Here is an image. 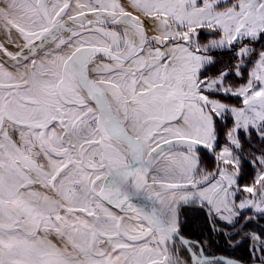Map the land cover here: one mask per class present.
<instances>
[{
  "label": "snow or ice",
  "instance_id": "1",
  "mask_svg": "<svg viewBox=\"0 0 264 264\" xmlns=\"http://www.w3.org/2000/svg\"><path fill=\"white\" fill-rule=\"evenodd\" d=\"M0 33V264H240L180 236L197 202L264 264V0H0Z\"/></svg>",
  "mask_w": 264,
  "mask_h": 264
},
{
  "label": "rangeland",
  "instance_id": "2",
  "mask_svg": "<svg viewBox=\"0 0 264 264\" xmlns=\"http://www.w3.org/2000/svg\"><path fill=\"white\" fill-rule=\"evenodd\" d=\"M110 27H112V26H110ZM202 39H203V36H202ZM92 75L94 77L98 78V76L103 75V73L102 72L99 74L92 73ZM230 102L233 104L238 103V101L235 100L234 98H231ZM85 111H86V109H85ZM91 117H92V114L84 115L83 113H80V118L82 121H84V123H79V121L77 123L83 129V133H82L83 137H89L91 135V130L96 127V125H95V123ZM230 121H231V118L229 117V120H228L229 126H230ZM96 138L98 139L99 137L97 136ZM81 142L83 143V140ZM93 147H95V146L88 145L87 143H83V148L89 150L87 153L88 156L91 155V149ZM254 147H256V145ZM209 156L211 157V159L209 158ZM209 156L206 153L203 154V158L204 159L207 158V160L210 162V163L208 162L209 163L208 165L210 167L209 171H213L215 169V161H214V158L210 154H209ZM97 159H98V157H97ZM205 171H208V170H205ZM242 182H247V178H245V180ZM156 206L159 207V204H157ZM108 207H109V210L113 211L115 214L125 216V218L127 219V216L125 215V213H121L118 209L112 208L110 205ZM199 211L204 213L205 215H207L208 222H209L208 228H209V230L211 228V235H210V237L209 236L207 237L203 234H199L198 231L192 232L195 235L194 236L195 238H199V241H197L198 242L197 244L191 242L192 246L196 249L197 252H199V250H200L198 245H203L204 253L209 257H217V258L218 257H228V258H231L228 256L230 254L228 252H227L228 253L227 254L226 251L235 250V248H237L238 246H242V245L246 244L247 246H245V248L247 249L246 250L247 251L246 256H247L248 261L244 264H253V259H252V256L250 254V247H251L250 242L248 240H243L239 244H236L235 246L230 244L227 236L223 232L217 231L216 228H214V225H213L214 213L210 215L208 208L206 206L202 207L199 202L190 203V204H180L179 205V210H178L179 228L183 229L184 231H188V227H187L188 224L186 225L187 216L189 218L192 213L199 215L200 214ZM129 215H134V214L129 213ZM132 222L136 223V221H132ZM216 224L219 225L220 222L217 220ZM251 227H254L257 230H259L261 227H264V223H262L261 225L253 224V225H251ZM221 233H223V234H221ZM237 239H239V237ZM186 240L189 241V238H187ZM177 248L179 249L180 254L183 258L187 259L190 257V255H189L190 253L187 252L186 248L178 240H177ZM187 255H189V256L187 257ZM231 256H233V255H231ZM233 257L236 259H240L237 256H233Z\"/></svg>",
  "mask_w": 264,
  "mask_h": 264
},
{
  "label": "trees",
  "instance_id": "3",
  "mask_svg": "<svg viewBox=\"0 0 264 264\" xmlns=\"http://www.w3.org/2000/svg\"><path fill=\"white\" fill-rule=\"evenodd\" d=\"M255 146V144H253V147ZM206 153L208 154L205 150L201 149L200 150V167L201 169L203 170H208L210 169L209 167V161L207 160V158H203V154ZM209 156V154H208ZM209 158L211 159V157L209 156ZM209 162V163H208ZM199 215L198 214H195V213H192L190 215V217L188 218L187 216V220H186V225L188 227V231H184L183 229L179 228V231L180 233L186 237V238H189L190 240H193V241H199V238H195L194 234L192 232H197L199 234H203L205 236H209L211 235V228L209 230L208 228V218H207V215H205L204 213L200 212L199 211ZM187 215V214H186ZM184 232V233H183ZM223 234V233H221ZM193 236V237H192ZM245 246H247L246 244L242 245V246H238L237 248H235V250H228L226 251V253L228 252L230 255H228L229 257L241 262V263H246L248 261L247 259V249L245 248ZM227 253V254H228ZM237 256L239 257L240 259H236L234 258L233 256Z\"/></svg>",
  "mask_w": 264,
  "mask_h": 264
},
{
  "label": "bare ground",
  "instance_id": "4",
  "mask_svg": "<svg viewBox=\"0 0 264 264\" xmlns=\"http://www.w3.org/2000/svg\"><path fill=\"white\" fill-rule=\"evenodd\" d=\"M13 34L15 35V32L13 30ZM0 41L3 43L4 42V34L0 33ZM8 47L12 48L13 50H15L13 45H7Z\"/></svg>",
  "mask_w": 264,
  "mask_h": 264
},
{
  "label": "water",
  "instance_id": "5",
  "mask_svg": "<svg viewBox=\"0 0 264 264\" xmlns=\"http://www.w3.org/2000/svg\"><path fill=\"white\" fill-rule=\"evenodd\" d=\"M111 26V25H110ZM0 43H2L1 41H0ZM37 43H39V42H37ZM10 48V47H9ZM11 50H13L12 48H10ZM178 240H179V238H178Z\"/></svg>",
  "mask_w": 264,
  "mask_h": 264
}]
</instances>
